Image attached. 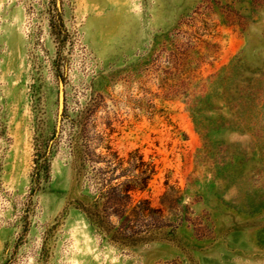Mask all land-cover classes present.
Wrapping results in <instances>:
<instances>
[{"label":"rangeland","instance_id":"1","mask_svg":"<svg viewBox=\"0 0 264 264\" xmlns=\"http://www.w3.org/2000/svg\"><path fill=\"white\" fill-rule=\"evenodd\" d=\"M108 148L168 234L78 209ZM0 264H264V0H0Z\"/></svg>","mask_w":264,"mask_h":264},{"label":"trees","instance_id":"2","mask_svg":"<svg viewBox=\"0 0 264 264\" xmlns=\"http://www.w3.org/2000/svg\"><path fill=\"white\" fill-rule=\"evenodd\" d=\"M73 147L78 157H83L86 154L84 150L79 149L78 143ZM108 151L110 152L111 149L108 148ZM133 155L136 153H131L130 159L134 157ZM110 156L113 160L105 161V168L98 170L102 176L98 197L87 203L80 202L78 209H82L89 223L101 234L108 237L111 242L120 245H135L154 239L158 234H168L164 231L163 226L151 227L147 224L144 226L145 230H134L130 225L133 217H148L150 212H154L147 200H141L133 205L132 195L138 191L144 192L149 187L153 177L157 174L156 166L146 163L143 157L139 156L138 164L130 160L128 161L129 166L123 169L126 161L119 159L115 153H111ZM76 167L81 171L85 169L86 165L82 162ZM123 178L125 180L120 182ZM110 209L121 210L111 212ZM112 215L119 218L121 223L119 228L110 224L109 218Z\"/></svg>","mask_w":264,"mask_h":264},{"label":"water","instance_id":"3","mask_svg":"<svg viewBox=\"0 0 264 264\" xmlns=\"http://www.w3.org/2000/svg\"><path fill=\"white\" fill-rule=\"evenodd\" d=\"M65 108V92L63 85L59 88V112H58V121H57V131L59 132L61 129L62 118Z\"/></svg>","mask_w":264,"mask_h":264}]
</instances>
